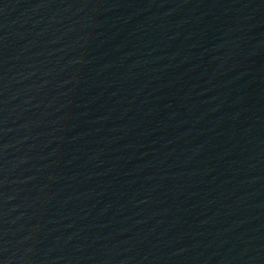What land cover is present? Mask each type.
<instances>
[{
	"label": "water",
	"instance_id": "obj_1",
	"mask_svg": "<svg viewBox=\"0 0 264 264\" xmlns=\"http://www.w3.org/2000/svg\"><path fill=\"white\" fill-rule=\"evenodd\" d=\"M82 264H264V0H150Z\"/></svg>",
	"mask_w": 264,
	"mask_h": 264
}]
</instances>
